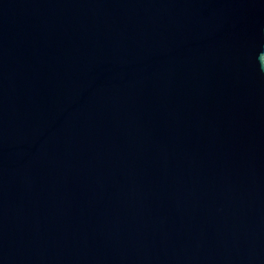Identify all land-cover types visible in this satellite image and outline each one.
Listing matches in <instances>:
<instances>
[{
    "label": "water",
    "instance_id": "water-1",
    "mask_svg": "<svg viewBox=\"0 0 264 264\" xmlns=\"http://www.w3.org/2000/svg\"><path fill=\"white\" fill-rule=\"evenodd\" d=\"M0 264H264V0H0Z\"/></svg>",
    "mask_w": 264,
    "mask_h": 264
}]
</instances>
